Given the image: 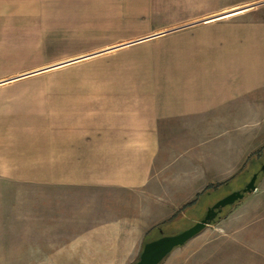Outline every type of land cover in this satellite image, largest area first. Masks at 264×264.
Returning <instances> with one entry per match:
<instances>
[{"label":"crops","instance_id":"1","mask_svg":"<svg viewBox=\"0 0 264 264\" xmlns=\"http://www.w3.org/2000/svg\"><path fill=\"white\" fill-rule=\"evenodd\" d=\"M169 1L0 0V63L53 48L66 57L34 62L120 65L97 86L11 94L37 95L33 112L8 110L31 98L0 99L7 189L51 186L91 209L59 251L67 264H133L154 225L264 162V18L192 23L220 5L170 20Z\"/></svg>","mask_w":264,"mask_h":264},{"label":"rangeland","instance_id":"2","mask_svg":"<svg viewBox=\"0 0 264 264\" xmlns=\"http://www.w3.org/2000/svg\"><path fill=\"white\" fill-rule=\"evenodd\" d=\"M220 5L230 8L192 23L208 22L236 13H239L240 22L264 18V0H170L168 8L171 9V13L167 18L182 20L186 18V13L209 11ZM226 22L230 23V19ZM184 27L186 23L175 26L174 31ZM59 50L31 49L29 54L24 55V59L30 60L29 62L0 63V80L23 75L20 79L0 85V88L4 89L0 99L31 98V101L25 103L26 106L15 105V102H12L13 105L8 110H14L15 113L22 112L23 109L33 112L36 107L35 99L38 98L37 95L24 97L11 94L41 89L53 91L56 88L85 87L87 83L97 86L94 84H102V79L96 78H101L103 72H113L120 66L86 60L62 66L34 62L37 59L65 58V54L55 53ZM243 51L246 57L247 50ZM141 54H150V51ZM48 66L52 67L43 69ZM157 66L166 69L173 67L174 64ZM131 67L130 72H135L139 68L145 70L152 65L132 64ZM242 68L247 71V64L244 63ZM242 68L239 66L241 73ZM230 69V64L224 63V73L230 72ZM91 77H95V80ZM262 162L251 160L249 168L237 180L223 183L209 195L204 192L196 203L190 202L176 208L174 214L154 225L149 234H146L147 238L174 234L186 229L203 218L207 209L217 200L232 191L242 190L256 171L255 185L258 189L223 207L211 223L183 245L173 249L160 264H264L262 169L264 162ZM5 181L0 179V264H67L59 251L72 236L91 224L89 223L91 209L87 207L86 200L80 201L79 194L75 193V199L57 201L55 190L51 186L15 185L13 192L7 189L8 184ZM159 224H162L161 231L154 229Z\"/></svg>","mask_w":264,"mask_h":264},{"label":"water","instance_id":"3","mask_svg":"<svg viewBox=\"0 0 264 264\" xmlns=\"http://www.w3.org/2000/svg\"><path fill=\"white\" fill-rule=\"evenodd\" d=\"M262 169L264 171V165ZM256 177L257 173H254L242 190L232 191L228 195L217 200L208 208L203 218L186 229L174 234H162L144 243L133 264H160L173 249L183 245L186 241L204 229L206 225L211 223L223 207L242 199L246 193L253 192L256 189Z\"/></svg>","mask_w":264,"mask_h":264},{"label":"trees","instance_id":"4","mask_svg":"<svg viewBox=\"0 0 264 264\" xmlns=\"http://www.w3.org/2000/svg\"><path fill=\"white\" fill-rule=\"evenodd\" d=\"M198 200H199V199H198ZM196 202H197V201H196ZM196 202H195V203H196ZM161 225H162V224H159V225L155 226L154 229H157L158 231H161ZM148 234H149V232L147 233V235H148ZM160 234H161V233H160ZM147 235L145 236V239H144V241H143V244L146 243L147 241L151 240V239H154V238H147V237H148ZM161 235H162V234H161ZM161 235H160V236H161ZM158 237H159V236H158ZM156 238H157V237H156ZM136 259H137V258H136Z\"/></svg>","mask_w":264,"mask_h":264},{"label":"flooded vegetation","instance_id":"5","mask_svg":"<svg viewBox=\"0 0 264 264\" xmlns=\"http://www.w3.org/2000/svg\"><path fill=\"white\" fill-rule=\"evenodd\" d=\"M208 210V209H207Z\"/></svg>","mask_w":264,"mask_h":264}]
</instances>
